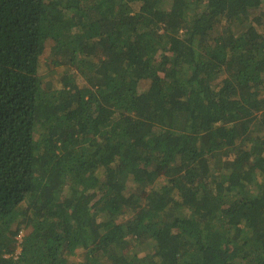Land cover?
<instances>
[{
    "label": "trees",
    "instance_id": "trees-1",
    "mask_svg": "<svg viewBox=\"0 0 264 264\" xmlns=\"http://www.w3.org/2000/svg\"><path fill=\"white\" fill-rule=\"evenodd\" d=\"M0 264H264V0H0Z\"/></svg>",
    "mask_w": 264,
    "mask_h": 264
},
{
    "label": "rangeland",
    "instance_id": "rangeland-1",
    "mask_svg": "<svg viewBox=\"0 0 264 264\" xmlns=\"http://www.w3.org/2000/svg\"><path fill=\"white\" fill-rule=\"evenodd\" d=\"M46 71H47V69L41 68V72L40 73L42 74V73H45ZM58 71H60V69Z\"/></svg>",
    "mask_w": 264,
    "mask_h": 264
}]
</instances>
